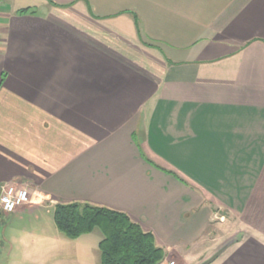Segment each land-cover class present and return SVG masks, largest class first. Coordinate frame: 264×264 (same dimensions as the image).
I'll return each mask as SVG.
<instances>
[{
  "label": "crops",
  "instance_id": "crops-1",
  "mask_svg": "<svg viewBox=\"0 0 264 264\" xmlns=\"http://www.w3.org/2000/svg\"><path fill=\"white\" fill-rule=\"evenodd\" d=\"M1 1L0 183L36 200L0 219L106 205L170 259L187 213L191 263L220 248L203 256L210 226L236 237L219 264L260 263L242 217L264 183V0Z\"/></svg>",
  "mask_w": 264,
  "mask_h": 264
},
{
  "label": "rangeland",
  "instance_id": "rangeland-1",
  "mask_svg": "<svg viewBox=\"0 0 264 264\" xmlns=\"http://www.w3.org/2000/svg\"><path fill=\"white\" fill-rule=\"evenodd\" d=\"M255 195L261 201L246 205L247 211L244 210L243 217H241L244 224L248 222L254 223L253 218L255 217L261 224H254V227L252 225L250 227L252 229L258 228L264 230V183H261L260 186L258 185ZM37 203L39 202L37 201ZM54 205L44 200L42 203L44 208L35 212L26 210L17 213L15 216L1 217L0 264H101L99 247V240L103 237L101 230L95 228L92 233L84 234L77 239L69 238L60 232L55 224ZM189 216L186 213L183 216L182 222H179L175 228L174 241H178L177 249L182 256L179 258L174 254L170 259H164L159 264H169L171 261H175L177 264H183L184 261L193 264L191 263L193 249L192 247L188 250L186 249V243L189 241L187 232L195 229V221L193 219L190 220ZM219 217L222 218L221 215ZM229 218L226 217V221L230 223ZM219 219L213 223L221 222ZM258 220H255V222H258ZM210 228L212 229L213 226H210ZM227 228L224 227L219 230L210 229L209 235L205 236V245H203L208 247V251L203 256H207L211 250H216V248L236 238L229 237L230 239H228V236H225V233L228 231ZM183 233L185 235H182ZM212 238H216V242L211 247L210 240ZM184 252L189 253V255H185ZM219 261V259H216L210 264H219ZM256 264H264V255L260 263Z\"/></svg>",
  "mask_w": 264,
  "mask_h": 264
},
{
  "label": "trees",
  "instance_id": "trees-1",
  "mask_svg": "<svg viewBox=\"0 0 264 264\" xmlns=\"http://www.w3.org/2000/svg\"><path fill=\"white\" fill-rule=\"evenodd\" d=\"M54 220L59 231L72 239L99 228L101 264H159L167 256L154 232L123 210L87 201L57 202Z\"/></svg>",
  "mask_w": 264,
  "mask_h": 264
},
{
  "label": "built area",
  "instance_id": "built-area-1",
  "mask_svg": "<svg viewBox=\"0 0 264 264\" xmlns=\"http://www.w3.org/2000/svg\"><path fill=\"white\" fill-rule=\"evenodd\" d=\"M2 1L0 0V17L2 12ZM0 39H1V18H0ZM1 47V44H0ZM31 187L15 182L0 183V213L11 214L18 209L35 201ZM171 261L170 264H174Z\"/></svg>",
  "mask_w": 264,
  "mask_h": 264
},
{
  "label": "water",
  "instance_id": "water-1",
  "mask_svg": "<svg viewBox=\"0 0 264 264\" xmlns=\"http://www.w3.org/2000/svg\"><path fill=\"white\" fill-rule=\"evenodd\" d=\"M232 242H234V239L228 241L223 246H221L213 255H211L209 258L205 259L204 261L200 262L199 264H210L213 262Z\"/></svg>",
  "mask_w": 264,
  "mask_h": 264
}]
</instances>
